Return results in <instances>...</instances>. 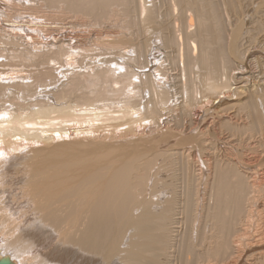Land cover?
I'll list each match as a JSON object with an SVG mask.
<instances>
[{
  "label": "bare ground",
  "instance_id": "6f19581e",
  "mask_svg": "<svg viewBox=\"0 0 264 264\" xmlns=\"http://www.w3.org/2000/svg\"><path fill=\"white\" fill-rule=\"evenodd\" d=\"M246 1L0 0V258L264 264V0ZM37 3L121 24L86 52Z\"/></svg>",
  "mask_w": 264,
  "mask_h": 264
},
{
  "label": "rangeland",
  "instance_id": "374dc122",
  "mask_svg": "<svg viewBox=\"0 0 264 264\" xmlns=\"http://www.w3.org/2000/svg\"><path fill=\"white\" fill-rule=\"evenodd\" d=\"M18 1H21V0H18ZM248 1V0H247ZM247 1L244 3L245 6H247ZM25 2V1H24ZM38 5V3H37ZM40 5V4H39ZM38 5V6H39ZM41 7H42V10H41ZM53 7V8H52ZM40 8V9H39ZM60 8V7H59ZM57 9L56 6H50L48 7V9H50V11L44 6V5H40L38 8L37 6L35 7H30L29 10L27 11H24L26 14H32L31 16H36L37 14V18L42 22L44 23L45 25H53L55 27V25L57 24V27H55L56 29L58 30H62V32L65 34V35H68V34H71V36L69 35V38H77V40L80 41V39L82 38V40L80 41L82 43V45L84 46L83 48L85 49L86 52H88V49L89 50H93L92 53H97V52H100V48H102V44L103 43H106L108 41H110L111 39H113L111 36H113V34H115V32L118 31L119 29V26H120V22L117 23L116 21V18H111V20H109V22L107 23H97V24H94L93 23V20L91 21L89 18H87V16H84V15H81V14H72V13H69V12H64L63 9ZM45 9V10H44ZM48 10V11H47ZM56 10V11H55ZM47 12V13H46ZM59 13V15H57ZM63 13L65 15H63ZM68 13V14H67ZM34 14V15H33ZM41 14V15H40ZM63 15V16H62ZM66 15H69L66 16ZM80 17H79V16ZM34 16V17H35ZM43 16V17H42ZM49 16V17H47ZM56 16V17H55ZM59 16H61V18H59ZM64 16L66 18H64ZM77 16L79 18H77ZM41 17V18H40ZM46 17V18H45ZM52 17V18H51ZM48 18V19H47ZM57 18V19H56ZM42 19V20H41ZM47 20V22L45 20ZM50 19V20H49ZM64 19H70L68 20V22H65ZM74 19V20H73ZM84 19V20H82ZM17 20H20L17 18ZM16 20V21H17ZM39 20H37V22H39ZM45 22H44V21ZM8 21L10 22V19H8ZM52 21H53V24H52ZM71 21V22H70ZM8 22V23H9ZM40 22V24H41ZM51 22V23H50ZM72 23L70 26L68 23ZM8 23H5V24H8ZM65 23V24H64ZM68 24V25H67ZM78 27H77V25ZM4 25V24H3ZM61 26V27H60ZM67 26V28H66ZM70 26V27H69ZM64 27V28H63ZM73 29H72V28ZM63 28V29H62ZM66 29V30H65ZM70 31H69V30ZM73 31H72V30ZM40 30V29H38ZM41 31V30H40ZM44 35H49V33L51 35H53V32H50V30H46L43 29L42 30ZM45 31V32H44ZM38 32V31H37ZM48 32V33H47ZM67 32V33H66ZM71 32V33H70ZM29 33V32H28ZM94 33H97L98 36L96 37L95 40H89L88 37L89 35H92ZM106 33V34H105ZM111 33V34H110ZM30 34H32V32H30ZM84 36H83V35ZM109 34V35H108ZM74 35V36H73ZM78 35H81L80 37ZM100 35V37H99ZM76 36V37H75ZM85 37V40L83 39ZM51 39V36H49V40ZM87 39V40H86ZM93 39V38H92ZM48 40V41H49ZM83 41V42H82ZM72 43H74V40L71 41ZM153 42V40H151V43ZM2 44L0 43V47ZM89 46V47H88ZM92 47V48H91ZM102 51V50H101ZM1 60V59H0ZM223 131V134H225L228 138H231V139H235L237 138L236 135H233L227 131H225L224 129H222Z\"/></svg>",
  "mask_w": 264,
  "mask_h": 264
},
{
  "label": "water",
  "instance_id": "95a60500",
  "mask_svg": "<svg viewBox=\"0 0 264 264\" xmlns=\"http://www.w3.org/2000/svg\"><path fill=\"white\" fill-rule=\"evenodd\" d=\"M0 264H12L7 258H0Z\"/></svg>",
  "mask_w": 264,
  "mask_h": 264
}]
</instances>
